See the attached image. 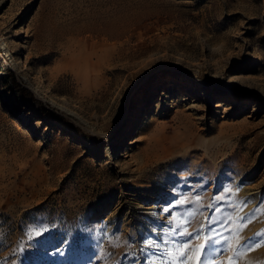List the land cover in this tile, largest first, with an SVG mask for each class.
I'll list each match as a JSON object with an SVG mask.
<instances>
[{
  "label": "rangeland",
  "instance_id": "obj_1",
  "mask_svg": "<svg viewBox=\"0 0 264 264\" xmlns=\"http://www.w3.org/2000/svg\"><path fill=\"white\" fill-rule=\"evenodd\" d=\"M172 222L264 260V0H0V264H148Z\"/></svg>",
  "mask_w": 264,
  "mask_h": 264
},
{
  "label": "bare ground",
  "instance_id": "obj_2",
  "mask_svg": "<svg viewBox=\"0 0 264 264\" xmlns=\"http://www.w3.org/2000/svg\"><path fill=\"white\" fill-rule=\"evenodd\" d=\"M162 227L155 228V231H154L153 235H154V237L157 238V235L163 234L164 241L167 244L168 251H166V252L163 251V253H161L162 250L159 249L158 247L153 249V251H154L153 253H156L157 256L156 255L155 256H153V255L150 256L149 255L147 260H146L147 263L149 264V260L151 259V260H153V263H151V264H160V263H165V262L167 264H181V260L178 258L177 254H179V253L182 254V253L185 252V250L187 251V249H186L185 245L183 244V242H181V239L177 236V232L174 229L175 228V223L173 224V222H172V225L170 226L171 228L167 227V228L163 229ZM161 229H163V231H160ZM145 243L146 244H143V247L144 248H148L149 242L146 241ZM193 249H194V247H193ZM196 252L193 254V257L195 259H196V256L199 255ZM233 259H235V258H229V260H232V261H233ZM239 259H240V257H239ZM229 260L225 261V264H232L231 261H229ZM208 262L210 263L211 261H208ZM255 262H256V260H254L252 263L255 264ZM141 263H142V261H141ZM236 263H237V261H236ZM239 264H241V262ZM258 264H264V260L263 259H260V260L258 259Z\"/></svg>",
  "mask_w": 264,
  "mask_h": 264
},
{
  "label": "snow or ice",
  "instance_id": "obj_3",
  "mask_svg": "<svg viewBox=\"0 0 264 264\" xmlns=\"http://www.w3.org/2000/svg\"><path fill=\"white\" fill-rule=\"evenodd\" d=\"M241 219H243V218L241 217ZM218 243H220L219 240L210 238L207 245H203V244L200 245V252L206 257L209 254V249L214 248L215 245ZM247 243H248V241H245V244H247ZM189 251H191V249H189ZM217 251L222 252L223 249H218ZM184 255H186V254L182 253V256H184ZM181 264H184L183 260L181 261ZM196 264H208V262L206 259L202 260L201 256L198 255L196 258Z\"/></svg>",
  "mask_w": 264,
  "mask_h": 264
}]
</instances>
